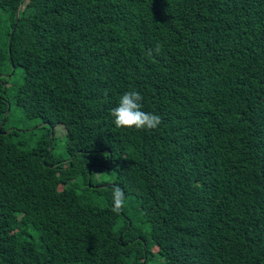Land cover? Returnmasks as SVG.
Instances as JSON below:
<instances>
[{"label": "trees", "instance_id": "1", "mask_svg": "<svg viewBox=\"0 0 264 264\" xmlns=\"http://www.w3.org/2000/svg\"><path fill=\"white\" fill-rule=\"evenodd\" d=\"M0 264H264V0H0Z\"/></svg>", "mask_w": 264, "mask_h": 264}, {"label": "clouds", "instance_id": "2", "mask_svg": "<svg viewBox=\"0 0 264 264\" xmlns=\"http://www.w3.org/2000/svg\"><path fill=\"white\" fill-rule=\"evenodd\" d=\"M142 96L138 91L125 92L117 107L112 109L113 123L118 128H135L136 130H154L161 123L159 115L142 110ZM112 211L119 214L125 206V194L120 186L112 190Z\"/></svg>", "mask_w": 264, "mask_h": 264}, {"label": "rangeland", "instance_id": "3", "mask_svg": "<svg viewBox=\"0 0 264 264\" xmlns=\"http://www.w3.org/2000/svg\"><path fill=\"white\" fill-rule=\"evenodd\" d=\"M18 73L21 74L22 70L18 69ZM17 122V124H16ZM21 123V124H18ZM41 123H39L36 120H32V121H25L23 119V116L21 114V112L16 111L14 114H12V116L10 117L9 123L7 124L8 127H12L17 125L18 129L21 131H31L33 129H36L38 126H40ZM16 126V127H17ZM38 136V133H35V135L31 138L32 140V145L34 144V140L35 138ZM24 138H27V134L24 135ZM64 146H65V130L63 129L62 126L57 125L55 127V135H54V152L56 155H62L63 154V150H64ZM112 177L109 175H100L97 174L96 175V180L98 182H105V183H109L112 181L111 179ZM155 251V249H154Z\"/></svg>", "mask_w": 264, "mask_h": 264}]
</instances>
